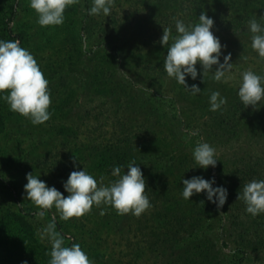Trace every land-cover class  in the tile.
Segmentation results:
<instances>
[{
    "label": "rangeland",
    "instance_id": "rangeland-1",
    "mask_svg": "<svg viewBox=\"0 0 264 264\" xmlns=\"http://www.w3.org/2000/svg\"><path fill=\"white\" fill-rule=\"evenodd\" d=\"M255 1L256 7L251 8L249 0H238L247 3L251 12L250 16H241L244 27L214 24V34L226 45L223 53L232 54L233 78L217 82L210 72L204 81L197 64L198 78L186 77L189 86L197 84L202 89L195 96L168 77L163 67L167 46L160 39L163 28L170 27L172 34H177L176 19L186 24L198 22L196 0H115L110 16L89 15L91 0H78L66 9L62 25L47 27L37 23V13L29 6V0L16 1L12 28L21 46L34 55L49 80L52 115L45 123L34 125L30 118L11 111L0 100V264H22L25 260L28 264H49L51 245L42 230L53 216L66 244L79 243L93 264H132V259L135 264H165L163 257L150 250L144 231L137 230L143 226L141 215L130 218L131 213L119 215L110 205H94L89 213L78 218L63 220L55 208L40 217L37 213L41 209L25 198L26 175H40L48 186H55L65 196L68 193L63 182L77 167L84 166L97 179L103 176L106 184L110 182L109 175L93 166L97 154L88 156L85 149L94 145V139L100 142L113 137L116 129L112 117L116 108H120L118 115L132 124L145 123L140 129L142 134L167 136L190 151L198 142L206 141L216 146V157L231 156L235 147H221L212 144L207 136L189 133L198 130L210 134L213 120L209 97L213 90L227 97V107L232 93L238 90L243 71L252 69L264 75V59L252 49L247 27L253 16L264 24V19H260L264 16V0ZM101 70L106 76L94 77ZM126 84L137 89L144 86L150 89V96L155 92L164 98L156 101L155 111L142 109L143 93L126 88ZM110 88L117 90L113 96ZM114 97H119L120 103H115ZM74 157L77 167L73 165ZM211 175L216 177L218 172L213 170L208 179ZM177 191L182 201H189L182 197V187ZM101 208L105 209L103 215ZM14 213L28 220L33 235L24 238L25 233L11 223ZM217 227L218 223H214V237H218ZM233 247L231 241L224 247L227 260L233 262L230 264H235ZM246 264L263 261L255 254Z\"/></svg>",
    "mask_w": 264,
    "mask_h": 264
},
{
    "label": "trees",
    "instance_id": "trees-1",
    "mask_svg": "<svg viewBox=\"0 0 264 264\" xmlns=\"http://www.w3.org/2000/svg\"><path fill=\"white\" fill-rule=\"evenodd\" d=\"M16 1L0 0V39H19L12 28L17 12ZM255 2L249 0V7H256ZM195 4L197 15L208 10L207 14L214 16L212 18L218 26L244 27L241 16L251 15L245 5L247 3L238 0H196ZM104 73L101 70L94 77L106 76ZM124 86L143 93L142 109L155 111L156 101L164 98V95L155 92L150 96V89L144 86L138 89L133 84ZM110 89V96H113L117 90ZM231 96L230 106L210 111L213 120L209 125L210 134L199 130L198 135L209 137L212 144L221 147L229 145L235 150L231 156H218V164L209 166L207 170L198 167L193 151L181 148L176 140H169L163 135L153 136L148 132L142 134L140 129L145 123L132 124L126 117H120V108L114 110L112 117L116 129L113 137L100 142L94 139V145L85 149L87 152L83 151L88 156L96 153L98 159L93 166L112 180L116 179L112 176L113 166L123 165V172L130 160L135 159L140 164L152 207L141 214L144 222L137 230L144 231L150 250L156 252L157 257H163L165 264L233 263L227 260L224 251L228 241L234 243L232 253L235 264H246L255 254L260 255L264 264V214L253 217L246 212L245 203L238 200L239 191L245 183L252 179H264V105L259 109L246 107L239 99L238 90ZM114 98L115 103H120L119 97ZM173 101L177 102L176 99ZM213 170L218 172L216 177L210 176L215 177L214 187L222 185L228 190V198L222 208L209 201L206 193L194 194L188 202L181 200L176 191L183 188V177L190 179L203 175L208 179ZM14 214L11 223L25 233L24 238L33 235L28 220L19 213ZM214 223H218V237L211 235ZM131 262L135 264L133 259Z\"/></svg>",
    "mask_w": 264,
    "mask_h": 264
},
{
    "label": "clouds",
    "instance_id": "clouds-1",
    "mask_svg": "<svg viewBox=\"0 0 264 264\" xmlns=\"http://www.w3.org/2000/svg\"><path fill=\"white\" fill-rule=\"evenodd\" d=\"M78 0H29V6L37 13V23L42 27L62 25L65 21L66 9ZM115 0H91L88 14L92 16H110ZM264 19V16H260ZM215 21L202 11L198 22L185 23L176 19V35L172 29L163 28L160 43L167 46V54L163 67L169 78L185 86L195 96L202 89L197 84L188 85L186 77L196 80L200 73L197 64L201 66L203 80L211 72L212 79L219 82L232 79V54L225 55L222 51L226 45L214 32ZM248 32L251 47L264 59V24L253 16L248 21ZM240 37L241 34L236 32ZM171 40V43L169 41ZM223 56V62H221ZM238 96L243 104L259 109L264 105V75L248 69L241 73L238 84ZM0 100L5 101L11 111L30 118L32 124L39 125L51 118L49 110L52 103L49 80L42 71L34 55L21 46L19 39H0ZM210 110H222L227 104V97L220 91L213 90L209 97ZM198 135V130L189 133ZM195 163L205 170L217 164L216 149L206 141L196 144L192 152ZM76 166V159H73ZM123 165H115L112 176L116 179L107 184L105 177L97 179L84 166L74 170L63 182L67 196L55 186H48L40 175L27 173V183L24 185L25 198L32 201L41 210L38 216L44 217L47 210L55 208L60 218L69 220L82 217L89 213L93 206L110 205L120 214L131 213L139 217L152 207L146 194L147 180L135 159L127 163V170L122 172ZM195 168V167H194ZM182 197L191 200L194 194L206 193L207 199L222 208L228 198V190L224 186H215V177L206 179L203 175L182 179ZM238 200L246 205V212L253 217L264 214V179H252L243 185L239 191ZM105 209L101 208V215ZM43 237L50 245L49 264H93L88 254L79 243L66 244L64 235L57 230L55 216L43 228ZM28 264V261H22Z\"/></svg>",
    "mask_w": 264,
    "mask_h": 264
}]
</instances>
